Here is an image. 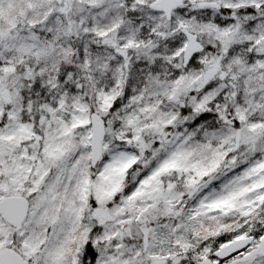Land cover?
<instances>
[{
  "label": "snow or ice",
  "instance_id": "snow-or-ice-1",
  "mask_svg": "<svg viewBox=\"0 0 264 264\" xmlns=\"http://www.w3.org/2000/svg\"><path fill=\"white\" fill-rule=\"evenodd\" d=\"M0 264H264V0H0Z\"/></svg>",
  "mask_w": 264,
  "mask_h": 264
}]
</instances>
